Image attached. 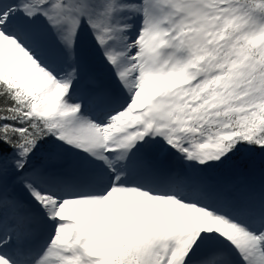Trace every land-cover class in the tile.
<instances>
[{
	"label": "snow or ice",
	"instance_id": "6c2138e0",
	"mask_svg": "<svg viewBox=\"0 0 264 264\" xmlns=\"http://www.w3.org/2000/svg\"><path fill=\"white\" fill-rule=\"evenodd\" d=\"M256 153L264 0H0V264H264V182L203 175Z\"/></svg>",
	"mask_w": 264,
	"mask_h": 264
},
{
	"label": "rangeland",
	"instance_id": "374dc122",
	"mask_svg": "<svg viewBox=\"0 0 264 264\" xmlns=\"http://www.w3.org/2000/svg\"><path fill=\"white\" fill-rule=\"evenodd\" d=\"M80 49L81 53L84 56L85 63H86V73L95 79L97 82L98 80H104L105 77L102 76V70L104 68L103 63L101 62L99 55L95 52V49L92 46V42L90 37L88 36L87 32H85L81 36L80 41ZM108 80V79H107ZM264 159V156H263ZM60 163H63V161H60ZM231 164L227 163L222 167L216 168V169H209L207 170L203 175L204 179L207 180V178H225L228 180L229 178H232L235 174H239L242 176L241 181H236V183H233V192H242L245 190H254L257 194L259 193V189L256 185L259 183L257 181L262 182L264 178V169L255 168V171H245L242 169H236V168H230ZM234 171V172H233ZM227 175V176H226ZM213 187L217 188H223V186H217V182L210 183ZM5 188L9 192L11 196H14L20 200H23L26 204L30 205L31 201L27 194L23 191V189L15 183L14 178L11 176V174L8 176L6 182H5ZM229 190V189H228ZM49 229L43 225V224H36L33 226L32 230V242L34 243L37 238L39 239L41 236H44L43 234H46V240L49 236ZM45 240V241H46ZM45 243V242H44Z\"/></svg>",
	"mask_w": 264,
	"mask_h": 264
},
{
	"label": "bare ground",
	"instance_id": "6f19581e",
	"mask_svg": "<svg viewBox=\"0 0 264 264\" xmlns=\"http://www.w3.org/2000/svg\"><path fill=\"white\" fill-rule=\"evenodd\" d=\"M102 76H104L105 77V81L102 79V80H98L97 81V83L99 84V85H101V86H103V85H105V84H107L108 83V80L107 79H109V76H108V72H107V69L104 67L103 68V70H102ZM234 172V171H233ZM227 176V175H226ZM242 180V176L241 175H239V174H235L232 178H229L228 180H226L225 178H219V179H217V178H207V182L210 184V183H213V182H217V186H223L225 189H229V190H231V191H233V188L234 187H232L233 186V183H236V181H241ZM257 182H259L256 186L258 187V188H260V186H261V183L262 182H264V178H263V180H262V182H260V181H257ZM43 235H45L46 236V234H43ZM37 240H38V238H37ZM37 240L33 243V245L35 246V247H38V245H39V243L37 242Z\"/></svg>",
	"mask_w": 264,
	"mask_h": 264
},
{
	"label": "trees",
	"instance_id": "16d2710c",
	"mask_svg": "<svg viewBox=\"0 0 264 264\" xmlns=\"http://www.w3.org/2000/svg\"><path fill=\"white\" fill-rule=\"evenodd\" d=\"M262 154L256 153L252 156L241 154L232 159L231 163L232 166H236L239 168H249V169H264V159ZM37 163H41L40 161H37Z\"/></svg>",
	"mask_w": 264,
	"mask_h": 264
}]
</instances>
